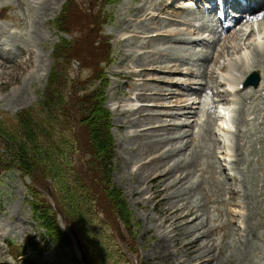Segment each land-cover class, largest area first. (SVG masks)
<instances>
[{
    "label": "rangeland",
    "instance_id": "1",
    "mask_svg": "<svg viewBox=\"0 0 264 264\" xmlns=\"http://www.w3.org/2000/svg\"><path fill=\"white\" fill-rule=\"evenodd\" d=\"M162 1L163 0H44L41 2V0H0V41L3 39L5 41L0 43V48L8 51L6 54H2L3 56L0 55L2 56L0 58H4V60L0 59V131L9 129L13 123H15V119L13 118L23 109L32 108L34 114H42L40 106L45 96V86L49 74L54 67V61L51 56L52 49L56 42L60 40L61 36H65V38L70 41L69 45L71 49H73L71 51L72 56L70 57V63L66 68L62 69V72L66 71L62 92H65L64 99L68 103H70V100L74 96L76 98L77 95L82 94L77 92L82 89L83 83L89 84V76L91 75L90 63L93 61L89 58L88 54L90 53L92 55L95 53L96 49L94 47L91 48V46L87 44V55L84 59H81V54L84 49L81 48L80 43L84 39H87V41L94 40L97 36L106 38V41L109 39V41L105 43L104 52H110V60L111 62L113 60V63L106 69L103 67L105 78L108 79V82L110 80L108 87L106 88L105 86L104 98H107L105 104L108 108L109 106H115L113 110L110 108L109 110L112 113V134L115 140L113 146L117 156V161L113 158L110 161L109 184L110 188L117 192L120 195V199L123 200L126 207L125 217L129 221L126 222L121 216L118 218L114 215V212L117 213L116 209L114 212L110 211L109 215H105L103 209L113 210V201L111 197L108 194L100 197V194L95 189L94 181L92 182L86 178L92 185L93 192L96 194L97 198L96 201L91 202L92 208L87 212H83L81 207L76 205L83 215V225L87 230L79 231L74 229L65 217L63 218L60 213H57L56 219L59 228L68 234V236L71 233L70 229L74 231L89 262L92 264H125V258L119 253V244L115 236L116 233L112 217L117 218L124 227V238L126 244L129 246L134 264H185L187 257L185 254L184 256L181 255V251L177 250V247L172 246L173 244L169 238L156 241L158 235L161 233H166L169 237L173 236V233L169 232L171 225L167 227H162L160 225L163 216H160L156 211V207H154L157 199H153V201H155L153 203L151 199L154 195L152 194L153 192H144V194L141 192L147 188V183L151 177L146 176V180H144L141 173H135V164L138 162L139 158L141 159L149 154L154 156L155 148L158 149L161 146L162 148L160 147V150L164 151L163 148L166 146V148H168V144L173 143L171 140L183 139L186 144L189 145L187 147L190 148L194 154H192L194 166H191L192 168L190 169L189 175H187L188 177H185L188 180V186H192L191 192H186V201L181 199V197L177 195L178 193H173V190L171 192L172 195H176V200L178 196V199H181L180 201L183 203L187 202V207L190 205L189 203H191L192 206L190 205L191 207H188L191 210L195 211L196 206L198 208L202 206L203 208H201V211H203V218L207 216L208 225L210 227L214 226L211 229L213 234L211 232L212 235L208 233L206 238L205 243L209 246L206 254H214V261L218 260L217 262L215 261L217 264H234L233 258H236L238 254L236 248L242 246V244H236V242L245 239L242 246L243 262L237 264H264V110H260L254 114L251 109H246L244 114H242V122L237 123L236 126L234 122L236 117L234 111H236V107L224 105L234 110L231 111L233 124H230L233 132L230 131L227 133V139L224 143L229 142V144L233 146L235 142H238L237 144L242 156V159L239 158L236 163L237 165L235 164L236 167H232V169H225L223 166L225 159L221 160V158L219 159L218 157L220 153L225 152L224 149L220 152L221 148H218L222 141L218 143V146L215 145V147L211 144L210 120L212 119V131L216 130L217 126L219 130L220 125L217 124L216 126L215 124L217 118H215V113L211 115V118L209 117L210 120L208 119L206 109L196 108L194 111H198L197 116H193L194 111L191 108L182 109V113H185V115H179L180 120L173 119L172 121L178 123L184 122V124L189 123V126H184L183 124L180 130L176 131L177 133L168 135L164 131L158 132L154 130L152 131L153 133L147 132L143 138L127 139L128 135L132 134L135 129L127 124L133 118H135V121H138V117L136 114L133 115L134 117L132 114H124L123 112L128 109L122 108L132 109L136 107L138 101L135 99V94L139 92L140 88L146 86L145 88H152V92L156 91L153 90L154 88H161V83L153 82L154 84H151V82H146L147 85L143 84L145 82L142 83V79L138 75L140 60L146 58V60L149 61L151 58L158 56L157 52H160V54L161 52H165V55H162V53V57H160L161 61L165 60L163 63L159 64L161 67H166L169 63L166 61L171 57L180 58L182 61L180 60L178 63L181 67L186 63L185 66H190L191 68L197 66L198 69L202 68L201 70H204V64L198 57L199 55H207L209 52V48L203 50L200 48L201 46L197 44H193V46L187 45V50L181 51L180 47H177V50L171 48V44L166 42L168 41L167 38H164L166 41L164 39L158 41V39H143L131 36V34L137 33V30H139L140 26H143V23H147L146 25L149 24L148 26L152 29L156 24H159L157 22L164 23L162 19L155 21L151 18L153 16V11L159 10V8L160 11L165 14L170 10L161 7L160 2ZM183 1L178 0L177 4L182 5ZM184 3L189 6L191 11L197 10L202 6L201 1L198 2V8L192 2H187V0ZM65 5L69 10V16L64 21V27L69 30V34H63L56 28L55 23L53 24V19L61 12ZM176 13L179 14L180 12ZM193 13L195 14L196 11ZM2 15H4V17ZM182 15H184V13H182ZM196 19L198 21V18ZM197 21L195 22L196 24L201 23ZM170 26V28L174 27L173 25ZM189 26H192V24ZM133 27H135V29ZM130 30H132L131 33L129 32ZM213 33L216 35L214 30ZM186 36L189 37L190 35ZM128 37L129 39H126ZM145 41L148 43L147 47L142 45L144 44L142 42ZM213 44V48H219L217 44ZM12 47L17 49H13L14 52L18 51L17 54H13L10 50ZM195 49L199 50L197 51ZM140 52L142 55H139ZM173 55L175 57H172ZM98 59H100V57L93 56L94 61ZM196 59L199 61H194ZM202 64L203 66H201ZM257 72L260 76L263 72V68L257 70ZM158 75L159 76L156 77L157 79H162L164 76L162 74ZM172 75L169 77L166 76L169 81L172 80L176 83H185L188 81V78L182 74ZM93 77L96 78L98 82L94 83L92 86L89 84L90 88L88 91L95 90L99 86L102 73H98ZM189 80L196 82L192 84L194 88L206 82L207 90L204 91L206 93L205 97H207V95L210 96V89H221L219 86L220 83L218 84V81H215V79L210 76V73L205 74L201 78L196 77V79L191 78ZM93 82L94 81H92V83ZM164 87L168 88L167 94L168 92L173 94V97L170 99L173 100L175 99V95L181 92L184 86L172 84ZM217 90L215 91L218 92ZM144 92L150 91L147 89L144 90ZM199 93L203 94V92ZM255 97L246 99V104H258V106H261V98ZM208 101H210L209 98ZM150 102L151 101L148 100L141 101L142 104H149ZM235 104L239 105L238 103ZM220 105L223 106V104ZM172 110L173 109H171V111ZM187 110L193 111V113L190 111L188 113L185 112ZM159 111L161 112L159 109H152L151 113H159ZM219 112H222L221 108ZM143 114L147 116L148 113ZM128 116L130 120H128ZM150 116L154 117V115ZM69 119L77 126V122L75 121L76 117ZM207 119L208 121L206 122ZM245 119L246 122H244ZM203 122L206 123L203 124ZM122 125H124V127ZM145 125H149L148 120H146ZM129 128H131V130H129ZM155 131L158 132L159 135ZM160 133L163 135L161 136V138L163 137L162 141H157L160 144H153L156 142V135L159 137ZM179 134H181V137L178 136ZM64 136L67 137L66 141H68L69 147L62 156V161L64 165H67L69 161L78 154L76 150L77 147L74 144L77 140L72 138L71 131L69 132L64 129H56L54 131V137L57 141H60ZM172 136L174 138H172ZM214 136L217 135L214 134L213 137ZM13 138L14 136L12 133H8L7 136H5V134L0 132V155L5 154L4 157H6V161L9 156H14L15 152H17L10 144ZM153 146H155V148H153ZM173 146H181V142L175 141ZM144 148L146 150L148 149V152H145L146 150ZM231 149L230 151L233 152L234 148ZM165 151H167V149ZM173 151L176 152L175 150ZM181 151L183 152L186 150H180V152ZM176 153V155L175 153L172 155L173 157L171 156L173 158H171L172 162L177 160L179 150ZM232 155H235V152H233ZM230 158L235 161L237 160L235 156H230ZM188 159L189 158L182 160L183 163L185 162V167H187L186 164L188 162L190 166V159ZM76 160L78 165H80L83 158L76 157ZM6 161L3 165L0 163V197L3 198V201L2 198H0V242L1 240H5L8 234L9 238L7 240L8 246L4 247V249L1 244L3 242L0 243V257L3 258L2 252L5 254V249L13 253L16 249L21 250L26 246H30L25 249L24 253H27L31 257V262L25 261L22 263L21 260H18L19 264H72V255L77 257L80 252L74 239L70 247L62 246V240L59 242L60 245L55 241H48L45 238V231L42 228L38 229L34 220L36 216L34 215V207L31 200L35 197L46 199L53 210L57 211L55 200L52 201L47 195L49 186H45L44 184L43 187V185L39 186L31 182L24 173L21 160L15 159L13 165L10 167H8ZM156 165L158 166L160 164L157 163ZM154 167L155 166H151V168ZM180 168L179 166V169ZM216 169L220 174L214 172ZM144 173L147 174V171H144ZM224 177H226L227 181L223 180ZM185 178H183L184 181L186 180ZM219 178H221L219 181L220 184L214 181L219 180ZM81 183L85 185V181L82 180ZM171 192L169 191L168 193L171 194ZM221 198L224 199V203L227 202L226 205L220 202ZM87 199V195H84V197L83 195L80 196L82 203L88 202ZM26 200H28V202ZM232 201L233 204L235 202V206L232 204ZM245 201H247L248 204L247 208L244 207ZM182 202L179 204H182ZM206 209L210 211L207 212ZM256 209L259 210V214L256 212ZM53 210H48V214L51 215ZM223 211L226 215L223 214ZM198 213H201L200 209ZM231 213L247 214L245 219L239 217L240 219H235L234 222L236 223L233 222L234 224L232 223L231 225L227 223ZM163 215L170 217V223L174 222L175 217L173 214L167 215L165 213ZM217 215L219 217L216 219L215 217H217ZM84 219L88 220L85 222ZM9 223L22 225L23 229L13 230ZM87 224L90 225L89 229ZM229 226L231 228H229ZM206 227L204 226L203 228L206 229ZM196 228H198V226L195 227V229ZM3 229H5V231H2ZM204 229L202 230L201 228L199 231H204ZM219 229L220 231H218ZM184 231L185 229L183 232ZM194 232L196 233L198 231ZM242 233L245 237L241 238ZM41 235L44 236V239H42ZM28 239H31L35 244H39L38 248L40 249V253L33 250L31 243H28ZM203 250L201 252H204ZM7 253L12 257L10 252ZM229 253L233 254L231 257L233 260L232 262L229 258L227 259L230 255ZM227 254L229 255L227 256ZM24 256L27 255L25 254ZM2 258H0V262L5 261L7 263L12 262L10 264H16V260L14 259L10 261V258L7 260H2Z\"/></svg>",
    "mask_w": 264,
    "mask_h": 264
},
{
    "label": "bare ground",
    "instance_id": "2",
    "mask_svg": "<svg viewBox=\"0 0 264 264\" xmlns=\"http://www.w3.org/2000/svg\"><path fill=\"white\" fill-rule=\"evenodd\" d=\"M43 1L44 0H41V2H43ZM177 1L178 0H168V3H166V4H165V0L160 2L161 7L163 9L164 8L170 9L167 12V14L164 13L161 15L160 13L162 11H160L159 7H158L159 10L156 8L157 10L153 11V16L151 18L155 21L162 19L164 21V23L157 22L159 24H156V26L153 29L148 26L149 24L146 25L147 23H143V26L139 27V30H137V33H133V34H131V36L143 38V39H158V41L159 40L161 41L164 38H167L168 41H166V39H164V40L167 43L169 42L171 44V48H173L174 50H177L176 49L177 47L178 48L180 47L181 51L185 50V49L187 50V48H186L187 45L193 46V44L200 45L201 46L200 48L203 50L206 48L207 49L209 48L208 49L209 52L207 53V55H203V56L199 55V57H198V59H201V61L204 64V68H203L204 70H201L202 68L201 69L197 68L196 70L195 69L192 70L193 68H191L190 66H185L186 63H184L183 66L181 67L178 63L181 59L180 58L179 59L171 58V57L166 61V62H169L168 65L166 67H164V66L161 67L159 64L163 63L165 61L163 59H162L163 61H161V59H160V57H162L161 54L163 52H161V54H160V52H157L158 56L151 58L149 61H147L146 58L141 59L139 62V65H138L139 66V68H138L139 74L138 75L141 77L142 83L143 82H145L143 84H146V82H151V84L153 82H156L159 84L161 83V88H159V89L154 88L153 90H156V91L152 92V88H148V87L145 88L146 86L144 88L139 87L140 88L139 92H137L135 94V99L138 101L136 107H134L132 109H128V110L123 112L124 114L128 113V115L132 114V116L134 114H136L138 117V121H135V118L130 120V117L128 116L129 117L128 120H130V121L128 122L127 125L128 126L131 125L132 128H135V129H134L132 134L128 135L127 139H129V138H141V137L143 138V136L147 132H152L154 130H157L158 132L164 131L168 135H171L172 133H177L176 131L180 130V128L182 127L184 122L178 123V122H174L172 120L173 119L174 120L175 119L180 120V116L185 115V113L177 112L178 111L177 109L182 110V109L191 108L194 111L196 108H200V109H206L207 110L206 113L208 114L209 120H210L211 115L213 113H217V114H215V118L221 116V117H219L220 129L219 130L217 129V131L215 130V135H216V132H218V134H217V136H215V138L213 137V131L211 128L212 127V119L210 120L211 121V123H210L211 144L213 147H215V145L218 146L219 142H221V141L225 142V140L227 139V133L232 131L230 124H233V120H232L233 116H231L230 111H234V110L229 109V107H231V106L236 107V111H234V113H236L235 114L236 117L234 119L236 126H237V123L242 122V114H244L246 109L247 110L251 109L252 112H254V114L260 110L261 111L264 110V97H263V95H264V16L262 18V17H258L256 15H254L255 12L264 9V0H244L243 3L240 2V0H224L225 5H227L229 7H234L237 10H240L241 14H240L239 18H237L233 21V25L228 27L222 34L218 33L216 35L213 33L214 28L211 25H206L203 22L196 24L194 22L195 18H198V21H200L199 15L193 14L194 18L188 17V14H190L192 12H190V10L187 6L181 5L180 7H176L175 3ZM197 1L198 0H195L194 2L196 3ZM210 1H212V0H210ZM184 11H185V15L187 14V16H184V15L181 16V13ZM176 12H180V13L177 14ZM149 18H150V16H149ZM202 19H203V17L201 18V20ZM190 24H192V26H189ZM170 25H173L174 27L170 28L171 27ZM133 28L135 29V27H133ZM136 29H137V27H136ZM129 32L131 33L132 30H130ZM204 33H207V35L205 36ZM210 34H211V36H210ZM183 35H185V36H183ZM186 35H190V36L186 37ZM126 39H129V37ZM2 41H4V39ZM2 41H0V43H2ZM142 43H144V44H142L143 46L145 45L144 47H147V45H148L147 41L142 42ZM213 43L217 44V46H219V48L218 49L213 48V46H212ZM169 46H167V47H169ZM139 55H142V53L140 52ZM152 55H153V53H152ZM162 55H165V52ZM0 57H2V56H0ZM172 57H175V56L173 55ZM0 59L4 60V58H0ZM198 59H196L194 61H197ZM208 59H209V62H208ZM203 64L201 66H203ZM187 68H189V69H187ZM261 68H263V72L260 74V76H259L260 80L256 86H252V87L251 86H242V87L240 86V84H242L244 79L252 71H257ZM184 69H186V70H184ZM208 73H210V76H212L215 79V81H218V83L221 84V89L217 90L218 92H216L214 90L215 92L211 91L210 96L207 95L210 98V101H208L207 98L205 97L206 93L204 91L207 90L206 89V82H204L203 84L201 83V84H199L201 86H196L194 88V87H192V84L196 83V82L193 80H189L191 78L196 79V77L201 78L202 76H204L205 74H208ZM158 74H162L165 77L163 76V78L161 77L162 79H157L156 77L159 76ZM172 74H178V75L182 74L183 76H186L188 78V81L185 83H182V82L176 83V82H173L172 80L169 81L167 79V77L171 76ZM172 84L173 85H181L184 87L183 88L181 87L182 89L180 88L181 92H179L177 95H175V99L170 100L173 97V94L169 93V92L167 94L166 92H167L168 88H166L164 86H170ZM134 87H135V85H134ZM147 89L150 92L145 93L144 90H147ZM199 92H203V94L199 93ZM191 95L194 96V99H192ZM21 97H22V95H21ZM251 97L261 98V100L259 99L261 106H258V104L257 105H255V104L247 105L245 101H246V99H249ZM262 97H263V99H262ZM145 100H148L151 102L149 104H144V103L142 104L141 101H145ZM235 103H238L239 105H236ZM220 104H223V106L226 105L229 107L228 108L226 106L223 107ZM218 107H220L222 109V112H219ZM152 109H159V110H161V112L159 111V113L152 114L151 113ZM170 109H173V110L171 111ZM189 111L190 110L185 111V112H189ZM193 111H190V112L193 113ZM143 113H148V114H147V116H145ZM218 114H220V115H218ZM150 115H154V117H152ZM194 115L197 116L198 111H194L193 116ZM208 119L206 120V122L208 121ZM146 120H148L149 125H145ZM206 122H203V124ZM244 122H246V119L244 120ZM221 123H222V125H221ZM184 126H189V123H185ZM225 126H227V127H225ZM158 132H156V133L158 134ZM184 133H185V131H184ZM158 135H156L157 137L155 136L156 142L153 144L157 145V144H160L157 141H162V138H163V137L161 138V136H163L162 133H160L159 137H158ZM168 135H166V136H168ZM180 135L181 134H179L178 136H180ZM172 138H174V137L172 136ZM153 141H154V137H153ZM175 141H177V142L180 141L181 146H177V147L173 146ZM175 141L171 140V142H173V143L168 144L169 145L168 148H166L167 146L165 148H163L164 151L160 150L162 148L161 146H160L161 148L159 147L158 149L155 148V146H153V148H155L154 149L155 155L154 156H152V154H149L148 156L143 155L144 157L141 159L139 158L138 162L135 164L136 165L135 166L136 167L135 173H137V174L141 173L144 180H146V176L151 177L150 179L147 178V179H149L148 183L146 182L148 184V186L146 189L142 190L141 192H142V194H144V192H151V193L153 192L152 194H154V195H153V197H151L152 201H153V199H157L156 202L153 201V203L155 202L154 207H156L157 213H159L160 216H163V220L160 222V225L162 227H167V226L171 225V229L169 230V232L173 233V236L169 237L166 233H161L158 235L156 241H160L164 238H169L173 244L172 246L177 247V250L181 251V255L184 256V254H185V256L187 257L185 264H189V263L190 264H217L216 262L218 260L217 261L215 260L216 262L214 261V258H215L214 254H211V255H209V253L206 254L208 247H209L207 245V243H205L206 238H207L208 233L211 232V229L214 226L210 227L208 225V221H207L208 219H206L207 216H205L203 218V215H202L203 211H201V208H203V207L201 206V208H198L196 206V209L194 211V210H191L188 208V207L192 206L191 203H189L191 206L189 205L187 207V202L183 203L182 201H180L181 199L186 201V192H191L190 190H191L192 186L191 187L188 186V180L185 177H188L187 175H189L190 169L192 168L191 166H194V161L192 159L194 154L190 150V148L187 147L189 145H187L183 139H177ZM151 142H152V140H151ZM237 143L238 142H235L232 146L228 142V143H224V145L222 146L225 152H222L221 154H224L225 158H227L226 160L229 161V167L230 168H232V167L235 168L237 165L236 163L238 162L239 158L242 159L241 151H239L240 149H239V146ZM144 146H145V144H144ZM131 148L135 149L134 147H131ZM177 148H179V149H177ZM231 148H234L233 152H235V155H232L233 152L230 151ZM166 149H167V151H165ZM147 150L145 152H148ZM168 150H171V151H168ZM173 150H175L176 152L179 150V155H178V158L175 162L171 161V158L173 157L172 155L174 153H175V155L177 154ZM180 150H186V151H183V152L181 151L182 152L181 153ZM231 150H233V149H231ZM151 153H152V151H151ZM230 156H235L237 158V160L236 161L233 160L232 158H230ZM186 158L190 159V166L188 165V163H189L188 162L186 164L187 167H185V165H184L185 162L183 163V161H182V160H185ZM171 162H172V164H171ZM157 163L160 165L157 166L156 165ZM169 164H170V166H169ZM224 165L226 166V164H224ZM151 166H155V167L151 168ZM179 166L181 167L180 169H179ZM148 170H149V172H148ZM144 171H147V174L144 173ZM185 171H187V172H185ZM183 178H185L187 181L186 180L184 181ZM223 180L227 181L226 177H224ZM184 183H185V185H184ZM172 190L174 191L173 193H178L177 195H179L181 197V199H178V196H177V200H176V195H172V192H171ZM169 191L171 192V194L168 193ZM182 191H184V192H182ZM196 199H197V196H196ZM180 202H182V204H179ZM220 202L225 204V205L227 203V202L224 203L225 201L222 198L220 199ZM228 202H229V200H228ZM242 203H243V200H242ZM242 203H240V204H242ZM232 204H233V201H232ZM233 205L235 206V202ZM244 205H243L244 207H246V208L248 207L247 201H245ZM199 209H200L201 213H198ZM207 212H209V211L207 210ZM228 212H230V211H228ZM165 213L167 215L168 214L174 215L175 220L173 223H170V217L169 216L163 215ZM223 214H225V213L223 212ZM240 214L239 213H231V215L229 216L228 222L226 220L225 221L232 225V223L235 221V219H237L239 217H242L243 219L246 218L247 213L245 215H242V214L240 215ZM9 215H10V213H9ZM7 217H9V216H7ZM2 219H1V221L3 222ZM200 219H202V220H200ZM224 219H226V218H224ZM234 223H236V222H234ZM241 223H243V222H241ZM9 224L11 226V229L13 228V230L14 229H20V230L23 229L22 225L14 224V223H9ZM197 226H198V228L195 229V227H197ZM204 226L205 227L207 226L206 229L203 228ZM201 228H202V230L204 229V231H199V230H201ZM217 228H219V227H217ZM229 228H231V227L229 226ZM184 229H185V231L183 232ZM215 230H216V228H215ZM194 231H198L196 233H199V234H196ZM218 231H220V229ZM242 237H245V235H243V233L241 234V238ZM244 241H245V239L239 240L236 242V244L240 243L243 246ZM242 246L237 247V248L235 247L237 249L238 254L236 255L237 256L236 258H233L234 264L243 262ZM202 250L204 252H201ZM230 252H231V249H230ZM229 254H227V256ZM232 256H233V254H230L227 257V259L229 258L231 260V262L233 261L231 258ZM11 260H13V259L10 258V261ZM244 262H246V261H244ZM10 263H12V262H10ZM10 263L8 262V264H10Z\"/></svg>",
    "mask_w": 264,
    "mask_h": 264
},
{
    "label": "trees",
    "instance_id": "3",
    "mask_svg": "<svg viewBox=\"0 0 264 264\" xmlns=\"http://www.w3.org/2000/svg\"><path fill=\"white\" fill-rule=\"evenodd\" d=\"M112 1V0H107ZM69 15L64 10L61 16L56 19V24L60 31L66 30L61 24ZM67 31V30H66ZM106 38L97 36L94 40L84 39L80 45L84 51L81 59L87 55V44L95 48V53H89L91 76L89 78L90 86L98 82L93 76L102 73V79L95 90L83 88L81 95L75 98V104L71 111L64 99L62 92L64 86V77L62 73V64L67 62L72 56L71 46L65 38L60 39L53 51L54 67L51 70L48 82L45 88V96L40 106L41 115H34L32 109H25L19 112L15 117V123L7 130H1L5 136L12 133L11 146L17 152L14 156H9L8 161L14 162L15 159L21 160L27 173L32 177L33 182L48 184L51 188V195L57 201L58 208L66 220L79 231L87 230L83 225V215L76 205L80 206L83 212L89 211V208L80 200L81 194L85 191V186L77 182L78 178L73 174H68L67 167L62 161V156L68 149L67 137L64 136L60 141L54 137L56 129H64L72 132V138L80 137L91 154L93 163L94 180L98 174L101 177L102 184L109 183L110 161L113 156L112 138L109 130V114L104 108V89L108 83L103 74L102 63H109L110 53L104 52ZM93 56L100 57L93 60ZM92 81H94L92 83ZM77 108V109H76ZM73 113L77 117L80 134L76 133L75 126L69 118H73ZM32 125V126H31ZM7 143V142H5ZM77 145V144H76ZM1 160V158H0ZM102 186L105 188V186ZM111 197L112 209H116L119 216L126 222L125 204L120 195L113 191H107ZM71 199V200H70ZM46 203H33L34 211H38L40 219L45 229L54 237H63L64 235L57 229L54 218L48 214ZM85 222L88 219H84Z\"/></svg>",
    "mask_w": 264,
    "mask_h": 264
},
{
    "label": "water",
    "instance_id": "4",
    "mask_svg": "<svg viewBox=\"0 0 264 264\" xmlns=\"http://www.w3.org/2000/svg\"><path fill=\"white\" fill-rule=\"evenodd\" d=\"M257 82H255V85H256Z\"/></svg>",
    "mask_w": 264,
    "mask_h": 264
}]
</instances>
